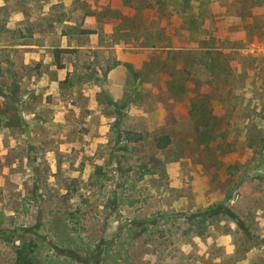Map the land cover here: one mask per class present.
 I'll list each match as a JSON object with an SVG mask.
<instances>
[{
    "label": "rangeland",
    "instance_id": "rangeland-1",
    "mask_svg": "<svg viewBox=\"0 0 264 264\" xmlns=\"http://www.w3.org/2000/svg\"><path fill=\"white\" fill-rule=\"evenodd\" d=\"M256 4L0 0V88L14 77L15 100L7 106L21 100L20 117L7 109L8 125H0V264H15L14 246L22 241L36 245V264H264V136H221L223 122L238 114L223 120L227 109L218 94L203 100L207 85L180 84L177 75L181 64L204 59L199 48L211 36L229 59L232 46L264 56V6ZM81 30H93L99 41ZM55 45L79 49L61 55L63 69L52 65ZM116 55L122 61L107 79L87 78L86 66L99 75ZM75 67L77 84L59 90L58 81ZM204 72L193 75L203 82ZM247 73L246 104L254 88ZM208 101L217 117L197 127L190 106ZM221 101L227 106L236 97ZM115 119L141 140L113 142ZM164 137L167 147L155 148ZM214 201L232 204L248 237L223 234L222 226L235 228L225 219L205 237L187 230L182 215Z\"/></svg>",
    "mask_w": 264,
    "mask_h": 264
},
{
    "label": "trees",
    "instance_id": "trees-1",
    "mask_svg": "<svg viewBox=\"0 0 264 264\" xmlns=\"http://www.w3.org/2000/svg\"><path fill=\"white\" fill-rule=\"evenodd\" d=\"M245 0H241V2H244ZM255 1L258 6H264V0H250ZM80 33H83L85 35L93 34V30H81ZM209 41L203 42V46L199 48V52L205 51L204 59L202 61H195L191 60L189 64H181L180 67H178L177 75L179 74L183 76L182 82L185 84L188 80H191V82H197L196 87H199L200 85H207L209 87V91L200 94V97L203 100H206L208 96L210 97V93L212 92V97L215 95L214 93L218 94V100L219 104H221V107H224L227 109V111H224L223 116L221 117L223 120L227 119L230 113L238 114L236 117V121L230 122L228 120L224 121L223 125L221 126L223 128L221 132V136H223L224 132H232V133H239L242 134L243 137L248 138V136L252 135L253 132H256L259 135L264 136V126H262V123H264V56L262 55H253V54H246L241 55L240 53H237V47L232 46L230 47V51H234L233 54H235V57L233 59L235 60V66L232 67L231 61L233 59H229L230 53L223 52V50L226 48L222 42H219V45H213L215 38L211 36ZM149 47H154L153 44H146ZM101 46V45H99ZM113 45H108L111 47ZM102 47V46H101ZM53 49L50 50L52 52V65H54L57 69H63L64 63L61 61V55L67 54V53H76L79 52V49H71V48H58L55 46H52ZM180 51V50H178ZM182 53V52H177ZM118 64V62L114 59L109 64H106L102 70V73L99 75L96 74V71L93 70L94 67L90 68L89 66H86V69L89 70V73L86 74L87 78L102 76L106 77L107 72L115 67ZM76 66V65H75ZM78 67V66H77ZM130 69V66H127ZM252 70L254 74V78L250 80V82L254 83V88L251 89V100H249V103L246 104L245 101H243V95L247 91L246 84L249 82V74L247 73V70ZM199 70H204L205 72V80L203 82H199V80L196 78L193 73H198ZM78 72L77 68H73L72 72L69 73L64 79L58 81V89L62 88L64 85L73 88L77 84V80L79 81L78 75L76 74ZM131 72V70H130ZM77 75V76H76ZM76 78V81L74 80ZM193 78V79H191ZM260 78V79H258ZM97 79V78H96ZM259 80V82H257ZM222 85H221V84ZM15 79L14 77L11 78V82L8 85H5V87L0 88V97L4 99V106H0V125L7 126V119L5 116L10 115L7 111V109H12L15 112L16 117H20V111H19V104H16L17 102H20L21 100L15 102L14 104H8L9 101L15 100L13 93L15 92ZM219 84L223 87L219 90ZM172 82L170 81L168 83V90L171 89ZM100 94V92H99ZM105 94V95H104ZM198 91L195 88V95L198 96ZM233 95L236 97V101L232 104H229L227 106H224L222 104L221 99L226 97L227 95ZM105 97V103L113 107L114 109H118L116 103L112 101L108 96L106 91H101V94ZM199 97V98H200ZM240 98L239 100H237ZM199 99L198 101H200ZM197 101V102H198ZM255 103V107L250 109L251 104ZM22 103V102H21ZM21 105V104H20ZM214 106L210 104L208 101L204 107H201L200 105H197L196 102H193L190 106L188 115L192 119L194 125L197 127H206L208 125V120L210 118L217 117L215 111H213ZM252 114L254 117H251ZM118 117V115H117ZM256 119L261 120V124H257L255 121ZM231 128V129H230ZM254 128V129H253ZM218 130L220 128H217ZM110 130L113 131L114 138L113 142L116 144L119 143H136L141 140L142 136L139 132H129L127 130H123L120 128L117 120L115 119L111 125ZM162 141V144H156L155 148L157 149H165L169 143V139L167 137H164L160 140ZM164 141V142H163ZM112 140L108 142L110 144ZM125 147V146H123ZM116 148V149H125V148ZM114 149V150H116ZM117 151V150H116ZM114 155L113 157H115ZM229 200V199H228ZM226 200V201H228ZM232 204L228 206V202L225 201H214L211 203H208L205 207L202 209H198L197 211L193 213H187L183 214L181 217V221H184L186 224L189 225L187 230H190V228H193L192 232L196 234L197 237H205L208 235H211V227L214 226V228H218V223L222 221L221 219H225L224 221L231 222L234 224L235 228H230L229 226H222L225 229L224 233L236 234L238 231H243L244 235L248 237L247 231L245 232L246 228L243 225L242 220L234 213V209H232ZM164 216L158 217L157 219L160 220ZM167 219V218H164ZM173 219V218H172ZM171 219V220H172ZM170 220V221H171ZM179 221V219H177ZM220 227V228H222ZM212 228V229H214ZM131 233V230L130 232ZM220 233V232H219ZM222 234V233H221ZM237 243L241 244L242 241H237ZM245 251L248 250V247L246 244L243 245ZM33 248H36V245L29 241H22L20 244L14 246V253H15V264H36V260L34 256H31V254L34 252ZM30 255V257H29ZM239 258V257H238ZM237 258V259H238ZM235 259V258H234ZM212 260H206L204 261L201 259L202 263H213V264H224L225 260H220L219 262H211Z\"/></svg>",
    "mask_w": 264,
    "mask_h": 264
},
{
    "label": "crops",
    "instance_id": "crops-1",
    "mask_svg": "<svg viewBox=\"0 0 264 264\" xmlns=\"http://www.w3.org/2000/svg\"><path fill=\"white\" fill-rule=\"evenodd\" d=\"M98 34L97 33H93V34H90V35H88L89 36V38L91 39V37H93V36H95L96 37V40L98 39V36H97ZM97 41H99V39L97 40ZM116 46V45H115ZM114 45L113 46H111V47H109V49H112V48H114L115 47ZM80 48H96V49H100V48H103V47H101V46H82V47H80ZM115 60L118 62V64L115 66V67H113L112 69H110L108 72H107V74H106V79L109 77V73L114 69V68H116L118 65H119V63L122 61V57H120V56H115ZM109 91V90H108Z\"/></svg>",
    "mask_w": 264,
    "mask_h": 264
}]
</instances>
